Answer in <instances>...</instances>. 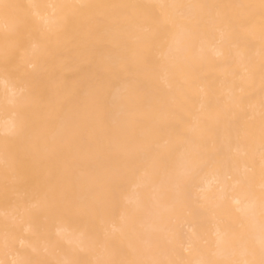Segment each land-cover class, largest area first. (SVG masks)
<instances>
[{
  "label": "bare ground",
  "instance_id": "obj_1",
  "mask_svg": "<svg viewBox=\"0 0 264 264\" xmlns=\"http://www.w3.org/2000/svg\"><path fill=\"white\" fill-rule=\"evenodd\" d=\"M264 0H0V264H261Z\"/></svg>",
  "mask_w": 264,
  "mask_h": 264
},
{
  "label": "snow or ice",
  "instance_id": "obj_2",
  "mask_svg": "<svg viewBox=\"0 0 264 264\" xmlns=\"http://www.w3.org/2000/svg\"><path fill=\"white\" fill-rule=\"evenodd\" d=\"M261 264H264V261H262Z\"/></svg>",
  "mask_w": 264,
  "mask_h": 264
}]
</instances>
